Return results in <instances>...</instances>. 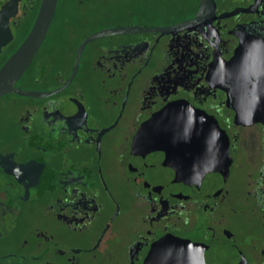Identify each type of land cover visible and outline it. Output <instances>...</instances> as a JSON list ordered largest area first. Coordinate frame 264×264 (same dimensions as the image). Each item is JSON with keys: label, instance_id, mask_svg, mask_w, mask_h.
Segmentation results:
<instances>
[{"label": "flooded vegetation", "instance_id": "af4514ba", "mask_svg": "<svg viewBox=\"0 0 264 264\" xmlns=\"http://www.w3.org/2000/svg\"><path fill=\"white\" fill-rule=\"evenodd\" d=\"M101 1L59 0L16 84L39 96L0 99V264H264V124L238 115L264 0Z\"/></svg>", "mask_w": 264, "mask_h": 264}, {"label": "water", "instance_id": "95a60500", "mask_svg": "<svg viewBox=\"0 0 264 264\" xmlns=\"http://www.w3.org/2000/svg\"><path fill=\"white\" fill-rule=\"evenodd\" d=\"M20 2L21 0H8L0 7V54L3 52V48L8 46L14 39L11 21L16 18L19 13ZM58 4L59 0H41L37 16L28 36L0 68V99L11 92H15L23 96H39V93L36 92L22 91L20 88L16 87V84L27 72L37 52L43 45L56 16ZM200 5L201 16V13H205L210 6L215 5V1L201 0ZM97 36L99 35L89 37L80 46L75 70L69 81L74 78L78 71L79 61L85 46ZM260 43L262 47L255 52L256 54L253 51L250 53L246 47L244 48L245 45L242 46V49L238 54L241 61L250 60L254 62V70L256 71L255 74H257L258 67L259 70L257 75L262 78L258 94L254 93L256 98L248 105L239 107L238 115L242 117L249 116L254 122H261L264 124V40H261ZM242 68V76L247 75L249 70H251L252 74L254 73V70L249 69L248 66H245L246 69H244L243 65Z\"/></svg>", "mask_w": 264, "mask_h": 264}, {"label": "rangeland", "instance_id": "374dc122", "mask_svg": "<svg viewBox=\"0 0 264 264\" xmlns=\"http://www.w3.org/2000/svg\"><path fill=\"white\" fill-rule=\"evenodd\" d=\"M6 1H8V0H0V5L2 6ZM102 3H104V4H110V5H112V6H115V7H118L119 8V4L121 3V1L120 0H109V1H101ZM62 3L64 4V7L66 8V6H70L71 5V3H73V0H62ZM69 6H68V8H66V10H64L63 12L65 13V15H67L68 17H70V18H74L73 16V12L71 11V10H69V12H68V9H69ZM111 9H114V7H111ZM109 10V8L108 7H104V8H98L96 11H98V12H96V13H103V12H106V11H108ZM34 16H35V13H33V17H32V19H31V22L32 21H34ZM51 35H53V34H51ZM50 35V36H51ZM54 36L56 37V35L54 34Z\"/></svg>", "mask_w": 264, "mask_h": 264}, {"label": "trees", "instance_id": "16d2710c", "mask_svg": "<svg viewBox=\"0 0 264 264\" xmlns=\"http://www.w3.org/2000/svg\"><path fill=\"white\" fill-rule=\"evenodd\" d=\"M40 2H41V0H39V4H40ZM0 7H1V5H0ZM37 13H38V10H36V12H35L34 19H35V17H36V15H37ZM4 60H5V59H4Z\"/></svg>", "mask_w": 264, "mask_h": 264}]
</instances>
